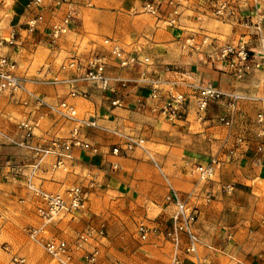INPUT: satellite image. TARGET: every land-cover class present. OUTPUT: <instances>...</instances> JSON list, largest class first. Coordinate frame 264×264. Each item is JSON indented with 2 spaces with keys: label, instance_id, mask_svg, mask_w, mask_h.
<instances>
[{
  "label": "crops",
  "instance_id": "1",
  "mask_svg": "<svg viewBox=\"0 0 264 264\" xmlns=\"http://www.w3.org/2000/svg\"><path fill=\"white\" fill-rule=\"evenodd\" d=\"M29 1L0 0V38L11 30L21 37L14 46H0V56L16 63L14 74L35 96L50 105L67 101L75 106L78 119L92 118L96 125L80 129L79 136L94 145L97 154L73 149L71 160L64 161L66 172L53 171L56 158L48 156L32 179L35 187L60 194L72 186L87 187L91 178L95 183L87 190L88 207L72 220L52 222L46 229L49 238L71 244L82 231H101L86 246V251H99L100 264H197L196 258L185 254L184 240L176 251L162 236L149 234L144 242L138 237L140 223L161 231L169 227L172 210L164 204L169 183L199 209L198 259L205 264H264V123L257 121L258 115L264 116V69L236 80L215 60L216 50L226 43L244 38L262 56L264 44L237 21L216 20L212 10L220 0H90L74 7L70 32L52 45L51 25L66 6L43 0L42 22L26 36V22L36 14L26 9ZM258 1L264 13V0ZM146 3L157 8L155 15L143 12ZM249 6L243 8L246 15L252 11ZM171 18L173 26L167 23ZM189 38L207 43L193 49L185 45ZM106 39L116 41L126 53L149 59V65L118 69L103 47ZM92 55L104 59L106 76L112 80L109 89L79 83L88 98L71 99L69 80L74 72L61 71L60 65ZM143 73L159 81L162 94L173 89L190 96L189 112L182 120L169 122L152 112L155 103L148 100V86L140 82ZM117 78L130 83L121 88L113 81ZM207 83L241 98L231 113L225 101L210 103L206 120L198 122L192 97L198 86ZM22 98L0 94V264H60L25 240L27 223L38 226L39 221L37 202L22 199V194L32 197L23 185L36 162L27 147L45 148L50 136L69 138L75 122L54 124L53 117L46 116L34 137L25 139L19 123L47 111L22 106ZM115 101L120 106H113ZM223 115L231 117L230 127L217 122ZM113 131L144 139L148 159L139 151L113 155L119 142ZM213 160L219 164L213 179L198 181L192 168ZM227 185L232 192L223 191ZM72 264L87 263L77 255Z\"/></svg>",
  "mask_w": 264,
  "mask_h": 264
},
{
  "label": "built area",
  "instance_id": "2",
  "mask_svg": "<svg viewBox=\"0 0 264 264\" xmlns=\"http://www.w3.org/2000/svg\"><path fill=\"white\" fill-rule=\"evenodd\" d=\"M90 0H57L58 5H65L62 16L53 23L50 28V42L54 45L57 41L63 38L70 32L71 22L74 17V7L79 6L80 3L88 4ZM258 0H220L213 10V17L221 23H227L232 20L237 21L240 25L251 30V34L258 39L260 44H264V13L258 6ZM251 4V6H249ZM252 7L249 14H245L244 7ZM43 7V0H30L26 6L27 10L35 11L36 14L27 20L25 33L26 36L37 31L42 16L39 10ZM143 12L149 15H155L157 8L151 4L146 3L143 6ZM173 16H177V11H173ZM168 25L173 26L175 19L168 20ZM21 37L15 30H11L6 37L0 38V46H14ZM207 43L205 39L201 44H196L193 38L185 41V45L190 48L199 49L202 45ZM103 47L113 59L118 69H126L136 65H149V59L139 58L135 53H126L118 45V43L111 39L103 41ZM215 60L225 66L226 72L236 80H243L250 74L264 69V56L256 54L250 49L249 40L244 38L233 42L226 43L216 50ZM16 63L12 62L5 56H0V94L7 93L11 97L15 95L23 96L20 99V104L24 107L33 105L35 111L46 109L47 114L41 115L37 119H24L19 123L18 129L23 132L25 139L34 137V133L40 127L41 120L46 116H52L55 120L54 124L58 122H75L74 127L70 130L69 138L61 139L55 136H50L49 145L45 148H31L34 152L36 162L30 166V173L27 176L26 187L31 191L37 199L35 214L38 218L39 225L29 227L26 234L30 240L41 247L44 252L56 260L60 264H72L75 256L80 257L87 264H100L99 251L94 248L91 252L86 251V246L90 244L96 235H102V232H97L93 229H87L78 233L73 242L69 244L64 240L49 238L46 235V229L52 222L57 219L67 217L70 220L85 208L88 199V189L95 186L93 178L89 180L87 187L82 185L72 186L67 188L63 193H51L35 187L32 179L42 161L48 156L56 158L52 165V170L67 171L65 160H71V151L79 149L91 154H97V148L83 141L79 136L80 129L95 128L96 125L92 118L78 119L77 111L73 104L62 101L57 105H50L44 99L35 96L26 88V82L22 78L14 74ZM61 71L74 72L73 79L69 80L70 91L68 96L71 99L81 98L87 99L88 93L79 90L77 84H94L102 91L109 89V84L112 81L106 76V63L99 55H92L87 59H80L73 57L60 65ZM119 84L121 88H126L129 80L117 78L113 79ZM139 83V81H137ZM141 83L148 86L149 94L148 100L155 103L152 112H156L169 122L180 121L189 112L190 96L175 92L170 89L167 93L162 94L159 89V81L147 79L146 74L141 75ZM194 99V114L198 122H203L207 118L208 106L212 102L225 101V107L231 112L236 108L240 96L236 94L223 93L214 87L212 84H202L197 87V94L192 97ZM113 106H120L119 101L113 102ZM258 123H264V116H257ZM217 122L225 127L231 126V117L223 115L217 117ZM47 133V132H46ZM118 138V144L112 149L113 155L123 154L126 156L132 151L139 149L146 156H149L144 147L145 140L133 135H124L119 132H112ZM49 136V135H48ZM264 151V148H261ZM152 162H154L152 160ZM155 164V162H154ZM219 166L218 162L213 160L209 164L201 166H194L193 173L196 175L198 181H211L215 175V171ZM115 169L116 166L114 165ZM167 193L164 197V204L167 208L172 210L169 227L161 231L158 227H149L144 223L137 226V234L141 241H146L149 234L156 237L162 236L165 240L170 241L174 249L178 251L184 240L185 254L197 259V264H205L204 260L197 257L198 248L201 245V240L196 233L195 225L199 217V209L188 203L187 199L176 191L169 183L166 185ZM232 186H225L224 192H232Z\"/></svg>",
  "mask_w": 264,
  "mask_h": 264
},
{
  "label": "rangeland",
  "instance_id": "3",
  "mask_svg": "<svg viewBox=\"0 0 264 264\" xmlns=\"http://www.w3.org/2000/svg\"><path fill=\"white\" fill-rule=\"evenodd\" d=\"M144 147H145V149L147 150V148H146V144H144ZM134 151H139L140 153H142L143 154V156L144 157H146L147 159H148V157L144 154V152H142L141 150H139V149H136V150H134ZM134 151H132V152H134ZM131 152V153H132ZM154 165V164H153ZM21 183V182H20ZM23 188L25 189V191H27V192H29L31 195H32V197L31 198H24V196L26 195V193H23L22 194V199H26V200H28V201H30V202H37V199H36V197L34 196V194L31 192V191H29L27 188H26V186H24L23 185ZM51 193H56V192H54V191H51ZM30 199V200H29ZM88 206H87V204L85 205V208H87ZM84 208V209H85ZM99 210H101L100 208H98L96 211L98 212ZM28 224V226L26 227V229H25V240H27V241H29V242H32L33 244H35L32 240H30L29 238H28V236H27V234H26V230L29 228V227H31V226H35V224H34V222H28L27 223ZM46 235L49 237L50 235L48 234V233H46ZM35 245H37V244H35ZM38 246V245H37ZM39 247V246H38ZM40 248V247H39ZM41 250H43V249H41ZM43 252H44V250H43Z\"/></svg>",
  "mask_w": 264,
  "mask_h": 264
}]
</instances>
